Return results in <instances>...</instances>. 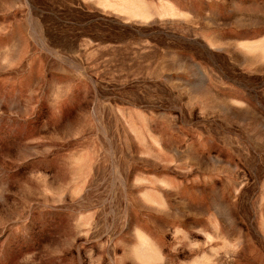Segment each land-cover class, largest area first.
<instances>
[{"label": "rangeland", "instance_id": "rangeland-1", "mask_svg": "<svg viewBox=\"0 0 264 264\" xmlns=\"http://www.w3.org/2000/svg\"><path fill=\"white\" fill-rule=\"evenodd\" d=\"M0 264H264V0H0Z\"/></svg>", "mask_w": 264, "mask_h": 264}]
</instances>
